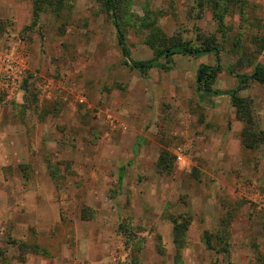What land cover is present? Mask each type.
I'll return each mask as SVG.
<instances>
[{"label": "rangeland", "instance_id": "1", "mask_svg": "<svg viewBox=\"0 0 264 264\" xmlns=\"http://www.w3.org/2000/svg\"><path fill=\"white\" fill-rule=\"evenodd\" d=\"M34 4L0 0V56L27 58L18 98L0 87V264H264V83L238 95L250 126L196 83L220 66L211 88L227 93L264 64V0H118L133 61L179 41L220 51L145 75L100 1L45 2L37 21ZM223 220L227 252L208 250ZM174 221L188 224L179 244Z\"/></svg>", "mask_w": 264, "mask_h": 264}, {"label": "trees", "instance_id": "2", "mask_svg": "<svg viewBox=\"0 0 264 264\" xmlns=\"http://www.w3.org/2000/svg\"><path fill=\"white\" fill-rule=\"evenodd\" d=\"M67 0H35L34 4V20L37 21L39 19L40 12L42 10V4L45 2H56L60 5L63 4ZM106 7L107 12L111 15L113 25L115 27V30L117 32V39L119 42V45L123 51V55L125 59L131 64L132 68L136 70L141 75L147 74L149 71L153 69H162L164 71L171 70L170 64L172 62V59L175 56H194V57H202L207 55H213L219 60L220 51L218 47L216 46V42L214 39H207L205 42L202 43L201 47H192L189 43H183L179 41L177 44L169 47L165 51L159 53V55L149 61L144 62H137L133 61L131 58V54L129 49L127 48L124 34L121 29V23H120V17H119V7H118V0H98ZM161 60H164L165 63H161ZM221 72V67H211L202 65L196 75V83H197V91L199 94L200 99L204 100L205 98L210 97H220V96H229L232 100L233 106L237 109L238 113V119L240 121H243L246 125L250 126L253 122V108L251 103L248 100H244L240 98L238 95L243 90L244 86L249 83L250 81H255L259 83H264V64H260L256 67L254 74L252 76H246L241 75L238 76L237 79L239 80V87L229 91L227 93L214 91L212 90V85L215 82L216 78ZM243 138V144L248 145L249 142L252 140H255V137H250L247 132H243L242 134ZM247 137V138H245ZM247 140V142H246ZM124 176V170L121 169L120 171V181H122V178ZM220 224V230L218 231V234H211L206 233L205 238V245L208 250H218L221 251L223 248V252H227V247L225 244H227V234L229 232L227 229L229 228V225L227 226V223ZM174 232H175V244H179V237L183 232L187 231L188 224L187 221H184L183 224H178V222L174 221ZM227 232V233H225ZM179 238V239H178ZM25 248H27V252L30 254H44L46 255V252L38 245H35L32 249L29 250L27 245H23ZM29 246V245H28ZM221 248V249H220Z\"/></svg>", "mask_w": 264, "mask_h": 264}, {"label": "built area", "instance_id": "3", "mask_svg": "<svg viewBox=\"0 0 264 264\" xmlns=\"http://www.w3.org/2000/svg\"><path fill=\"white\" fill-rule=\"evenodd\" d=\"M27 66V58L16 54H5L0 56V87L8 94V100H16L19 96L20 76ZM176 159L179 165L190 163L188 154L183 148L176 152Z\"/></svg>", "mask_w": 264, "mask_h": 264}, {"label": "crops", "instance_id": "4", "mask_svg": "<svg viewBox=\"0 0 264 264\" xmlns=\"http://www.w3.org/2000/svg\"><path fill=\"white\" fill-rule=\"evenodd\" d=\"M199 70V69H198ZM198 72V71H197ZM197 75V74H196ZM3 118V116L2 115H0V131H1V135H0V140L2 141H5L6 140V134H5V121L2 119ZM235 133V131H232V130H224L223 131V141H224V144H223V146L224 145H226L225 143L228 141V140H231L233 137H235L233 134ZM0 141V142H1ZM28 264H38V263H36L35 261H33V260H30L29 262H28Z\"/></svg>", "mask_w": 264, "mask_h": 264}]
</instances>
